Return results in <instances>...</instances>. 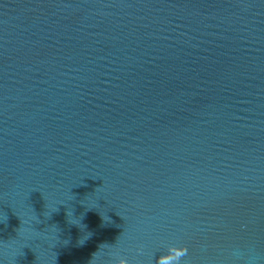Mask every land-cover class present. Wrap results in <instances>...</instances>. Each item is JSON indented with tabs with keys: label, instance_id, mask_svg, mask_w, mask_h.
Segmentation results:
<instances>
[{
	"label": "water",
	"instance_id": "water-1",
	"mask_svg": "<svg viewBox=\"0 0 264 264\" xmlns=\"http://www.w3.org/2000/svg\"><path fill=\"white\" fill-rule=\"evenodd\" d=\"M164 262L264 264V0H0V264Z\"/></svg>",
	"mask_w": 264,
	"mask_h": 264
},
{
	"label": "clouds",
	"instance_id": "clouds-1",
	"mask_svg": "<svg viewBox=\"0 0 264 264\" xmlns=\"http://www.w3.org/2000/svg\"><path fill=\"white\" fill-rule=\"evenodd\" d=\"M188 253V249H183L182 251H179L176 253V256L177 258L181 257V256H184V255H187ZM164 264H169V262H164Z\"/></svg>",
	"mask_w": 264,
	"mask_h": 264
}]
</instances>
